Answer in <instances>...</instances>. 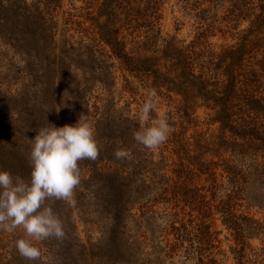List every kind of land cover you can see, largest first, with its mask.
Listing matches in <instances>:
<instances>
[{
	"label": "rangeland",
	"instance_id": "obj_1",
	"mask_svg": "<svg viewBox=\"0 0 264 264\" xmlns=\"http://www.w3.org/2000/svg\"><path fill=\"white\" fill-rule=\"evenodd\" d=\"M119 1L121 5L114 7L111 23L124 36L130 63L115 56L99 39L94 22L104 20L99 14L101 0H62L52 11L55 55L63 57L59 50L63 51L68 44L75 49L66 48L65 56L72 59L62 63L58 59V63L52 65L55 80L51 96L38 91L37 100L44 107L53 103L57 127L75 124L81 114L87 116L102 146L96 161L79 162L81 182L73 199L84 201L86 208L79 204L74 206L77 239L81 243L102 244L106 220L104 216L99 217L98 205L94 204H99L104 195L97 184L98 176L91 177L90 170H104L109 166L124 172L125 177L132 173L131 201L157 196L168 182L198 186L204 189L209 200L214 193L213 210L205 220L210 228L204 243L209 257L215 259L216 264H264V146L259 139L235 135L222 128L217 121L218 108L213 98L201 93L196 82L182 83L191 78V62L207 89L221 95L225 77L215 69L216 54L240 42L247 21L231 24L223 17L225 2L213 7L199 2L195 8L205 9L201 20L182 0H127L130 4L126 7L135 21L125 25L124 4ZM80 39H84L83 44L78 42ZM263 44L264 27L247 36L246 55L235 62L242 66L234 72L228 109L229 122L234 123L237 130L264 131V111L248 112L252 111L248 106L250 100L263 105L260 104L264 96V56L260 49ZM77 48L83 53L80 58ZM180 54L182 60L176 61V55ZM20 62L19 54L0 40V92L8 95L19 92L24 82L21 75L25 76V72L18 75L16 70L12 74L9 64L20 65ZM66 65L69 66L64 69ZM183 65V75L178 76ZM151 88L157 90L159 104L150 113V119L167 113L173 129L166 143L154 150L133 139L134 131L140 127L139 109ZM30 134L33 136L30 132L25 138ZM17 141L26 149L31 145V142ZM117 148L127 149L130 157L116 159L113 153ZM212 182L214 191L210 193ZM232 195V201L236 200L234 213L218 211V202ZM183 202L160 200L155 209L180 212L183 216V212L189 211ZM131 212L137 213V203H132ZM234 214L245 215V218ZM17 231L23 235L22 228L14 233L0 231V264H9L11 260L18 264L23 260L15 247L16 240L21 238ZM186 238L176 250L168 251L164 264H197L193 258L185 259L184 251H192L198 245L192 237ZM166 240L169 245L174 241L170 234L166 235ZM45 252L43 249L42 253ZM84 264L94 262L88 259Z\"/></svg>",
	"mask_w": 264,
	"mask_h": 264
},
{
	"label": "trees",
	"instance_id": "obj_2",
	"mask_svg": "<svg viewBox=\"0 0 264 264\" xmlns=\"http://www.w3.org/2000/svg\"><path fill=\"white\" fill-rule=\"evenodd\" d=\"M62 0H0V40L15 50L20 57L21 64L10 66L12 74L18 70V75L24 70V81L16 94H6L0 92V170H9L13 176L19 175L26 180H30L31 167L28 162V156L31 151V145L26 149L20 141L31 142L40 127L55 125L56 112L53 103L44 107L37 98L38 91L43 95H50L55 80L52 74V65L57 64V60L72 59L65 56L66 48L71 49L74 46L67 45L63 51L59 50L63 57L55 55V22L52 11L60 5ZM119 0H101L99 14L104 17L102 22H94L97 28L99 39L107 44L113 54L125 62L130 63V54L124 46V36L119 28L111 23L115 16L114 7L120 6ZM123 1V20L125 25L135 21L129 14L127 0ZM185 7L194 11L195 17L203 20L205 9L195 8L199 2H203L213 7L221 2L227 4L223 17L230 20V23L247 21L248 26L244 35L237 45L222 48L216 54L217 63L214 65L216 71H220L225 77L223 92L220 95L213 91V94L207 89L205 81L199 74H196L191 67L190 62L189 76L184 79L183 84L196 82L198 89L207 97L213 98L217 105V121L222 128L235 135H249L259 139L264 146V131L259 133L255 129L237 130L234 123L229 122V100L228 96L234 89V72L241 67V64L235 63L246 55V38L253 32H258L264 27V0H182ZM130 4V3H129ZM122 7V6H121ZM222 17V18H223ZM67 21H70L67 19ZM152 22V18L149 19ZM80 44L84 39L78 40ZM78 49L79 58L83 53ZM262 56H264V44L261 46ZM176 61L182 60V55H176ZM138 60V58H137ZM188 62V63H189ZM222 66V63H224ZM65 65V64H63ZM76 64H70V66ZM179 66V64H177ZM66 65L64 69L67 68ZM57 67V66H56ZM184 69L180 66L179 76ZM82 72V68L80 69ZM214 75V74H213ZM259 106L251 100L248 104L250 113L253 110L264 111V96L261 98ZM252 119V116L249 118ZM264 130V126H263ZM32 133L33 136L26 137L25 134ZM26 149L25 151L23 149ZM84 161V160H83ZM94 177H98L97 184L103 191L101 202L98 205V215L106 220V226L103 232L102 244L81 243L76 236L75 223L73 221L74 206L78 204L86 208L84 201L77 199L75 203H67L62 200H49L46 204L51 205L53 210L59 215L64 224L66 238L61 242L55 238H50L40 242L37 246L41 249V259L28 261L23 258L18 264H84L91 259L94 264H164L168 251L176 250L182 240L186 237H192L191 240L197 242V246L192 251L185 253V259H194L197 264H213L215 259L209 257L204 248L205 240L210 233L208 224L205 223L206 217L213 210V196L207 199L204 189L198 186H189L182 183H166L161 192L153 198H145L142 201H131L130 177H125V173L117 168L107 166L104 170H90ZM187 173V172H186ZM185 173V174H186ZM175 175L180 178L178 171ZM213 175V172H212ZM95 178V179H96ZM242 178V177H240ZM189 186V187H188ZM213 186V187H212ZM209 187L210 193L214 191V185ZM236 192V191H235ZM239 195L238 193H236ZM233 195L225 200H220L216 205L218 211L225 214L234 213L236 200L232 201ZM184 201V205L189 209L188 212H157L155 205L162 201ZM132 203H137V213L131 212ZM89 205V202H87ZM97 211V210H95ZM94 211V212H95ZM235 215V214H234ZM187 216V218H185ZM244 217L245 215H235ZM160 224H159V223ZM229 224V223H228ZM142 230V231H141ZM16 232V231H15ZM19 233V231H17ZM194 233V234H192ZM20 234V233H19ZM173 237L172 244L165 241L166 235ZM21 238L23 235H21ZM96 247V249H92ZM45 250V254L42 250ZM45 256V260L43 259ZM48 261V262H46ZM11 260L9 264H14Z\"/></svg>",
	"mask_w": 264,
	"mask_h": 264
},
{
	"label": "clouds",
	"instance_id": "obj_3",
	"mask_svg": "<svg viewBox=\"0 0 264 264\" xmlns=\"http://www.w3.org/2000/svg\"><path fill=\"white\" fill-rule=\"evenodd\" d=\"M158 104L157 90L149 89L137 117L140 127L133 133L136 143L149 150L166 143L173 130L167 113L150 119ZM49 125L40 127L32 139L30 180L0 170V231L23 229V237L16 240L15 247L28 261L41 259L37 246L40 242L50 238L62 242L66 238L63 221L46 201L75 203L74 191L81 182L79 162L96 161L102 147L94 124L83 114L75 124ZM113 154L118 160L130 157L125 148H117Z\"/></svg>",
	"mask_w": 264,
	"mask_h": 264
}]
</instances>
